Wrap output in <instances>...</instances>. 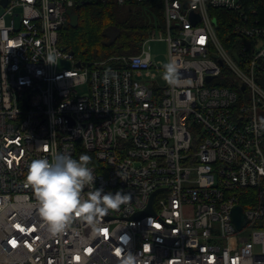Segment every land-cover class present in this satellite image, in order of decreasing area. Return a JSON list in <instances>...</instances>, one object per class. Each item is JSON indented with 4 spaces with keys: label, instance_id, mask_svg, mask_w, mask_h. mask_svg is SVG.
I'll use <instances>...</instances> for the list:
<instances>
[{
    "label": "built area",
    "instance_id": "1",
    "mask_svg": "<svg viewBox=\"0 0 264 264\" xmlns=\"http://www.w3.org/2000/svg\"><path fill=\"white\" fill-rule=\"evenodd\" d=\"M109 1L0 0V264H264V0H162L139 53L78 65L59 46L68 10ZM215 8L236 34L230 50ZM170 61L178 86L164 79ZM225 68L240 93L217 83ZM58 153H88L94 186L127 203L52 233L26 177Z\"/></svg>",
    "mask_w": 264,
    "mask_h": 264
},
{
    "label": "trees",
    "instance_id": "2",
    "mask_svg": "<svg viewBox=\"0 0 264 264\" xmlns=\"http://www.w3.org/2000/svg\"><path fill=\"white\" fill-rule=\"evenodd\" d=\"M246 2L254 5L255 1L246 0ZM257 2L260 3L262 0ZM142 8L146 9L144 15ZM73 11L79 16V24L73 27L67 21L61 27L59 46L73 52L75 58L83 63L110 56L139 53L143 40L155 26V19H163L162 0H152L142 4L129 2L124 5L114 0L107 3H85L76 6ZM212 11L218 13V38L230 50L229 42L236 38V34L232 24L223 18L227 17L228 13L220 8ZM217 83L241 92L234 74L226 68Z\"/></svg>",
    "mask_w": 264,
    "mask_h": 264
},
{
    "label": "clouds",
    "instance_id": "3",
    "mask_svg": "<svg viewBox=\"0 0 264 264\" xmlns=\"http://www.w3.org/2000/svg\"><path fill=\"white\" fill-rule=\"evenodd\" d=\"M46 61L53 63V57L50 55ZM163 68L164 79L178 86L180 76L176 65L170 61ZM88 161L87 155L73 158L71 154L58 153L52 161L35 158L30 162L26 180L52 233L62 232L74 215L93 222L129 200V194L122 190L113 192L95 187ZM125 264H134V258L129 256Z\"/></svg>",
    "mask_w": 264,
    "mask_h": 264
},
{
    "label": "rangeland",
    "instance_id": "4",
    "mask_svg": "<svg viewBox=\"0 0 264 264\" xmlns=\"http://www.w3.org/2000/svg\"><path fill=\"white\" fill-rule=\"evenodd\" d=\"M146 9L142 8V15L145 14ZM4 12L3 6H0V15ZM152 53L157 59L166 60L168 53V45L164 40H154L151 41ZM60 68L73 69L75 66L71 60L61 59L59 62ZM80 93H85L87 91V85L78 88Z\"/></svg>",
    "mask_w": 264,
    "mask_h": 264
},
{
    "label": "water",
    "instance_id": "5",
    "mask_svg": "<svg viewBox=\"0 0 264 264\" xmlns=\"http://www.w3.org/2000/svg\"><path fill=\"white\" fill-rule=\"evenodd\" d=\"M3 3H6V0H2ZM68 14H69V23L70 25H72L73 27H77L79 24V16L77 13L73 12L71 9L68 10ZM78 65H81V62L79 61L77 63ZM212 77L209 76L207 79L210 80ZM243 88V87H242ZM154 195V194H153ZM152 195V197H153ZM153 212V208L152 205L150 203L148 209L144 212L139 213L138 215H143L146 213H151ZM232 219L233 222L235 223V226L237 229H241L245 223H246V218L243 212V208L240 205H236L234 207V209L232 210Z\"/></svg>",
    "mask_w": 264,
    "mask_h": 264
}]
</instances>
